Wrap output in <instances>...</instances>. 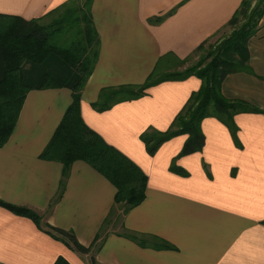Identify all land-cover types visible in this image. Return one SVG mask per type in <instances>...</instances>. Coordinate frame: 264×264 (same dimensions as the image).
I'll return each instance as SVG.
<instances>
[{"label": "crops", "instance_id": "obj_1", "mask_svg": "<svg viewBox=\"0 0 264 264\" xmlns=\"http://www.w3.org/2000/svg\"><path fill=\"white\" fill-rule=\"evenodd\" d=\"M71 1L0 0V14L46 25ZM241 2L92 0L99 47L80 93L81 119L144 174V200L124 214L115 186L92 166L42 157L72 91L31 90L0 147V202L31 210L40 223L0 205V264H264V15L247 44L250 71L221 84L224 98L256 110L233 117L234 133L206 118L200 150L183 154L189 136L179 134L148 152L141 136L176 130L174 119L201 87L195 76L105 111L93 107L102 90L181 70L179 60L223 30ZM45 226L72 233L89 252L73 251ZM157 240L172 249H156Z\"/></svg>", "mask_w": 264, "mask_h": 264}, {"label": "trees", "instance_id": "obj_2", "mask_svg": "<svg viewBox=\"0 0 264 264\" xmlns=\"http://www.w3.org/2000/svg\"><path fill=\"white\" fill-rule=\"evenodd\" d=\"M91 4L92 0H72L56 11L48 25L0 14V147L15 129L29 91L69 88L72 103L42 157L57 160L65 166L74 161H83L92 166L115 186L114 202L123 205L125 214L144 200L146 177L131 161L90 130L80 115V93L92 74L99 47ZM263 15L264 0H242L226 25L233 28L232 32L211 52L212 60L205 70L191 67L160 75L153 71L140 86L102 90L99 101L93 107L105 111L117 103L141 98L147 89L159 83L182 81L195 76L200 79L201 87L191 94L174 119L172 127L176 130L144 133L141 136L148 152L154 153L161 143L179 134L189 136L182 149L183 154L200 150L204 141L200 124L206 118H215L234 133L233 117L256 110L244 102L224 98L221 84L227 75L250 71L247 44L255 35ZM66 36L73 39L70 44L63 43ZM206 42L201 43L194 52L202 50ZM184 60H179L180 67ZM0 205L31 219L37 225L40 223L39 216L31 210L2 202ZM45 227L48 234L63 241L73 251L79 254L89 252V248L80 245L72 233ZM136 242L141 246L146 245L142 240L136 239ZM157 242L153 245L156 249H172L162 240ZM91 263L97 264L94 259ZM54 264L69 263L59 257Z\"/></svg>", "mask_w": 264, "mask_h": 264}, {"label": "rangeland", "instance_id": "obj_3", "mask_svg": "<svg viewBox=\"0 0 264 264\" xmlns=\"http://www.w3.org/2000/svg\"><path fill=\"white\" fill-rule=\"evenodd\" d=\"M46 23V25H48ZM233 28L225 26L223 30L219 31L215 36L211 37L207 40L202 50L196 51L192 53L188 58L184 60V64L181 67L183 71L186 68L191 67H200L198 68L199 71L205 70L206 66L209 65V62L212 60L210 54L213 52L214 48L225 38H227L230 33L232 32ZM73 39H70L66 36L63 40L64 44H70ZM158 73V72H157ZM159 74V73H158ZM160 75V74H159Z\"/></svg>", "mask_w": 264, "mask_h": 264}]
</instances>
